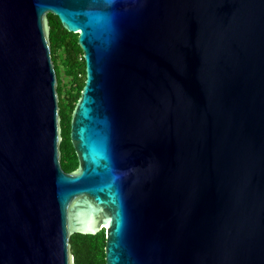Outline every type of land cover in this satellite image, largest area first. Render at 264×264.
<instances>
[{
    "label": "water",
    "instance_id": "1",
    "mask_svg": "<svg viewBox=\"0 0 264 264\" xmlns=\"http://www.w3.org/2000/svg\"><path fill=\"white\" fill-rule=\"evenodd\" d=\"M85 79L61 166L48 14ZM264 264V0H0V264Z\"/></svg>",
    "mask_w": 264,
    "mask_h": 264
},
{
    "label": "trees",
    "instance_id": "2",
    "mask_svg": "<svg viewBox=\"0 0 264 264\" xmlns=\"http://www.w3.org/2000/svg\"><path fill=\"white\" fill-rule=\"evenodd\" d=\"M51 58L57 75V90L62 125L61 166L76 169L77 156L70 141V118L85 79V60L78 34L66 30L57 15L48 14ZM74 264H105V230L96 234L73 233L70 236Z\"/></svg>",
    "mask_w": 264,
    "mask_h": 264
},
{
    "label": "flooded vegetation",
    "instance_id": "3",
    "mask_svg": "<svg viewBox=\"0 0 264 264\" xmlns=\"http://www.w3.org/2000/svg\"><path fill=\"white\" fill-rule=\"evenodd\" d=\"M61 129H62V125H61Z\"/></svg>",
    "mask_w": 264,
    "mask_h": 264
}]
</instances>
